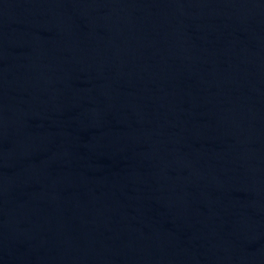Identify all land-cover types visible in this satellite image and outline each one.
<instances>
[{"label":"water","instance_id":"obj_1","mask_svg":"<svg viewBox=\"0 0 264 264\" xmlns=\"http://www.w3.org/2000/svg\"><path fill=\"white\" fill-rule=\"evenodd\" d=\"M0 264H264V0H0Z\"/></svg>","mask_w":264,"mask_h":264}]
</instances>
